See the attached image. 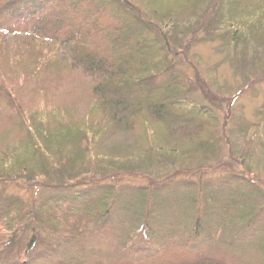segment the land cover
I'll list each match as a JSON object with an SVG mask.
<instances>
[{
	"label": "trees",
	"instance_id": "1",
	"mask_svg": "<svg viewBox=\"0 0 264 264\" xmlns=\"http://www.w3.org/2000/svg\"><path fill=\"white\" fill-rule=\"evenodd\" d=\"M200 29L222 35L240 69L251 65L262 77L264 0H176L162 14L133 0H0V122L25 132L1 152L0 182L57 188L40 199L36 190L32 203L0 200V264H232L235 252L264 256L260 177L190 179H203L223 149L217 95L199 84L207 96L198 99L175 62ZM45 45L90 88L76 98L88 105L77 121L84 125L62 114L35 124L37 101L21 98L14 78L25 85L35 72L46 75L54 56ZM6 67L23 73L9 76Z\"/></svg>",
	"mask_w": 264,
	"mask_h": 264
},
{
	"label": "rangeland",
	"instance_id": "2",
	"mask_svg": "<svg viewBox=\"0 0 264 264\" xmlns=\"http://www.w3.org/2000/svg\"><path fill=\"white\" fill-rule=\"evenodd\" d=\"M133 1L143 9L148 10L149 14L153 12L162 14V12H171L176 0ZM214 34L208 33L204 29L196 31L190 38L183 41L182 46L177 49L179 56L175 59L179 72L190 79L188 82L196 84L199 91L197 93L198 99L204 100L202 95L207 96L201 93L199 84L207 87L210 92L217 95L216 98L214 96L212 98L217 102L215 105L218 111L216 112H218L217 115L221 121V138L223 140L221 159L214 165L208 167L209 170L206 169L207 167L204 168L206 172L201 173L205 176L203 179H199V174H193L190 179L202 181L208 179L217 180L221 174L235 171L236 175L243 174L250 179L252 177H260L264 182V123H259L264 119L261 120L260 118L264 110V73L262 77L254 78L250 73L252 69L251 65L246 66L245 69H240L241 61L237 57L239 53L236 52L235 54L229 52L228 49H224L225 41L222 35L218 33ZM193 36L194 42L192 41ZM262 38L260 36V39ZM23 42L21 40L22 44ZM47 46L49 45L44 46L46 48L45 52L54 56L53 48ZM245 53V59H251V50ZM184 58L185 60L187 58V65L184 64ZM64 66L62 61L60 63V58L57 52H55V56L49 60V63L43 66L45 68L43 72L46 75L42 72L33 73L37 75L36 82L34 81L36 79H32L28 83H25V85L28 84V87H26L22 85V81L19 82L14 78L17 86L20 88H18V91L22 93L21 98H25L28 104L34 100L38 103V108L36 109L40 112V117L33 116L35 124H37V121H40L41 117L47 119V121H52L55 116L59 118L60 114H62L67 118L68 123L72 124L73 122L75 125H84V123H77V121L80 118L81 120H85L84 114L88 111V105L87 103L84 105L77 103L76 105V98L80 95L81 91L90 88L82 76L64 69L67 67ZM3 70L5 72L7 71L6 73L12 77L16 75L21 76L23 73V70H16L14 74H9L12 68L8 67ZM204 101L206 102V100ZM70 110L74 111V113ZM43 113L44 115L41 116ZM0 123L1 125L3 124L0 127L1 157V152L5 151L9 146L16 145L25 136V132L5 120ZM259 125H262L260 129L257 128ZM119 140L130 143L131 145L134 144L133 139L124 135H121L118 138ZM215 170L226 171L214 172ZM194 172L200 173L199 170ZM175 173L172 172L171 174ZM129 181L125 180L122 184H127ZM108 183H113V181ZM131 184L149 185L146 180H134L131 181ZM38 189L40 190V193L37 194L39 199L57 190V188L47 189L37 181H26V183L25 181L18 183L0 182V200L10 196H21L27 203H32L35 200L33 196L34 192ZM217 193L225 195L221 189ZM43 194L44 196H42ZM261 235L264 236V231L261 232ZM235 253V256L233 255L231 257V261L235 257L232 264H264V256H261L260 253L255 251L248 252V254ZM211 255L220 257L222 253L214 252Z\"/></svg>",
	"mask_w": 264,
	"mask_h": 264
}]
</instances>
